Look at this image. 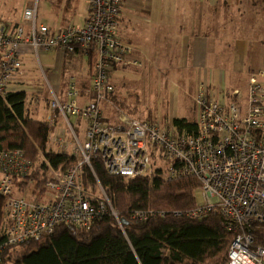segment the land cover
Instances as JSON below:
<instances>
[{"label": "built area", "instance_id": "2783aa9c", "mask_svg": "<svg viewBox=\"0 0 264 264\" xmlns=\"http://www.w3.org/2000/svg\"><path fill=\"white\" fill-rule=\"evenodd\" d=\"M120 11L121 0H86V17L80 26L68 22L54 29L37 23L34 3L23 11L25 28H0L1 96L21 69L23 46L35 55L49 50L67 56L80 54L90 58L92 68L86 101L81 100L73 76L66 80L63 100L52 92L49 123L53 125L55 114L65 120L75 163L63 172L53 171L45 163L49 175L40 192L42 201L14 195L17 184L33 183L28 176L34 167L24 152H0L6 236L0 257L9 246L49 236L58 225L84 228L109 216L123 230L117 211L98 183L96 205L84 194L83 166L96 159L107 174L127 179L150 176L157 170L164 181L195 178L201 202L187 216L197 219L218 210L226 230L233 235L222 264H264V70L249 73L244 111L240 91L234 90L231 100L223 104L209 95L205 83H200L192 99L196 136L179 134L172 126L161 128L153 119L140 121L120 115L117 121L106 123L100 103L114 92L111 74L116 68L140 69L146 65L143 53L121 39ZM78 122L84 124L79 126ZM81 129L82 141L77 135ZM60 136L56 134L52 141L64 151L69 143ZM145 216L136 213L132 218Z\"/></svg>", "mask_w": 264, "mask_h": 264}, {"label": "trees", "instance_id": "16d2710c", "mask_svg": "<svg viewBox=\"0 0 264 264\" xmlns=\"http://www.w3.org/2000/svg\"><path fill=\"white\" fill-rule=\"evenodd\" d=\"M70 1H67V7ZM68 21L63 20L65 24ZM113 93L107 96L114 101L117 97ZM25 100L26 95L22 91L0 95V152H24L34 167L28 180L34 183L32 194L37 193L39 197L33 198L40 202L43 199L40 192L47 179L43 174L47 170L45 163L51 170L63 172L75 163V157L46 150L53 127L32 119ZM127 112L129 115L135 114L134 110L127 109ZM171 126L179 134L198 135L196 122L185 118H174ZM39 152L43 162L38 161ZM97 183L109 197L119 219L125 222L123 230L109 216H102L84 228L58 225L49 236L6 248L1 253L0 264L224 262L233 235L226 230L220 212L212 210L197 219L187 216V212L198 203L195 190L199 183L195 178L164 181L157 170L150 176L127 179L107 174L102 163L93 159L90 166H83L81 176L84 194L92 205L98 202ZM1 204L0 197V246L6 237ZM136 213L146 216L143 219L132 218Z\"/></svg>", "mask_w": 264, "mask_h": 264}, {"label": "crops", "instance_id": "0c3cea01", "mask_svg": "<svg viewBox=\"0 0 264 264\" xmlns=\"http://www.w3.org/2000/svg\"><path fill=\"white\" fill-rule=\"evenodd\" d=\"M67 1L65 0L60 21L55 19L53 24H41L57 29L65 25L63 20L68 19V22H71L69 18L74 13V2L69 0L70 4L67 7ZM132 2L133 7L126 2L128 9L138 7L150 10L141 0ZM174 2H182L186 9L178 12H158L152 21L153 27L142 31L131 32L128 28L120 27L121 39L141 51L144 61L149 66L159 68L163 74L172 76V82L179 84L186 94L185 107L191 103L195 110L192 98L199 84L205 83L209 95L223 104L231 100V93L234 90L240 91L242 96L239 103L244 111L249 73L264 70V0H174ZM4 5L5 3L0 0V28L13 29L20 24L13 21V15H10ZM123 8L121 0V11ZM159 19L161 21L158 23ZM150 21L147 18V22ZM20 51L21 69L10 81L7 92L22 91L26 95V100L29 97L33 98L27 88L29 80L35 75L31 58L38 61L40 57H44L46 74L44 70L42 74L45 76L48 90H59L61 86L66 85L67 77L72 75L78 89L81 90V100H87L92 74L89 57L80 54L67 56L58 50L35 55L28 46H23ZM82 58L90 66L88 81L85 78L87 70ZM107 103L102 101L100 108L106 123H113L108 117L110 112L105 111ZM262 108L264 110V101ZM35 113L36 117L43 116L41 110ZM174 115L178 116V113L174 112ZM174 118L179 117L172 116L165 128L171 126ZM83 124L84 122H78L79 126ZM78 132L83 134L82 129Z\"/></svg>", "mask_w": 264, "mask_h": 264}, {"label": "rangeland", "instance_id": "374dc122", "mask_svg": "<svg viewBox=\"0 0 264 264\" xmlns=\"http://www.w3.org/2000/svg\"><path fill=\"white\" fill-rule=\"evenodd\" d=\"M5 3L4 8L13 15V21L18 22L22 27H26L22 19V11L31 4H37V23H50L53 24L55 19L60 21L62 19L63 10L65 6V0H1ZM137 1V0H135ZM145 7H149L150 10L146 11L140 8L126 7V2H129L130 7H133L132 0H122L124 4L123 11L119 14L118 23L121 28L129 29V31L138 32L144 29L152 28V21L156 18L158 12H178L186 9L182 2L175 3L174 0H141ZM74 13L71 16L70 21L75 25H81L83 19L86 17V0H73ZM58 6V7H57ZM1 8V7H0ZM147 18L151 21L147 22ZM161 20H157L159 23ZM73 56V55H69ZM85 58V57H84ZM82 58L85 65V73L87 75L85 78L89 80L88 74L90 66L88 62ZM46 58L40 57L37 61L36 58H31L32 66L35 71L33 79L29 80L27 88H29V93L33 98L29 97L26 100L25 106L30 112V117L34 120H39L43 123H47L49 126L53 127V131L49 136L47 141L46 150L51 152H61L72 154L73 144L71 143L70 137L66 133H70L65 120L62 116L56 115L53 125L49 123V119L52 116V110L49 108V103L51 101L52 92L58 93L60 99L64 96L65 86H61L59 90L51 89L48 90L45 82V76H43V70L46 74L45 60ZM77 62V60H75ZM91 61H89L90 63ZM93 64V63H92ZM41 65V67H40ZM43 65V67H42ZM71 66H69V69ZM42 69V70H41ZM184 71V70H182ZM70 72V71H68ZM72 75H69L71 77ZM175 78V76H174ZM172 76H167L160 72L159 68L154 66H149L147 63L145 67L136 68H119L115 70L112 74V79L110 84L114 89L115 102L109 97L105 98L103 102H108L106 107V112H110L108 117L112 122L117 121L120 115L126 117H132L140 121H145L153 119L161 128H165L172 116L185 118L188 121H196V107L195 110L191 103L189 106L185 107L184 103L187 101L185 92H183L181 86L176 82H172ZM182 89V90H181ZM33 91V92H32ZM81 91V90H79ZM84 92V91H83ZM82 93V92H81ZM246 94V91H245ZM118 101H117V100ZM193 99V98H192ZM123 101V102H121ZM124 103V104H122ZM193 103V102H192ZM105 105V104H104ZM194 105V104H193ZM124 107V109L122 107ZM128 110H134V115H129ZM42 111L43 116L36 117V111ZM179 111V112H178ZM45 112V113H44ZM174 112L178 113V116L174 115ZM103 113V112H102ZM72 123V122H71ZM75 132V131H74ZM56 134H61L60 138H65L69 145L66 150L59 149L57 144L52 141L55 139ZM78 138L82 141L83 134L77 132ZM51 137V141H50ZM38 161L43 162V157L40 152L38 153ZM49 170L44 171L45 177H48ZM34 183L27 185V183L21 182L17 184L15 190V196L25 197L27 199H32L33 197H39V195L32 194ZM42 194V193H41ZM196 201L201 202V197L199 191H195Z\"/></svg>", "mask_w": 264, "mask_h": 264}, {"label": "water", "instance_id": "95a60500", "mask_svg": "<svg viewBox=\"0 0 264 264\" xmlns=\"http://www.w3.org/2000/svg\"><path fill=\"white\" fill-rule=\"evenodd\" d=\"M122 225H125V222L124 221H121Z\"/></svg>", "mask_w": 264, "mask_h": 264}]
</instances>
